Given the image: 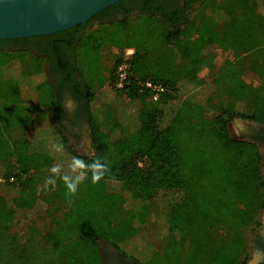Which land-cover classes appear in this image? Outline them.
I'll use <instances>...</instances> for the list:
<instances>
[{"label": "trees", "instance_id": "trees-1", "mask_svg": "<svg viewBox=\"0 0 264 264\" xmlns=\"http://www.w3.org/2000/svg\"><path fill=\"white\" fill-rule=\"evenodd\" d=\"M183 6L180 28L150 10L100 22L94 50L120 27L122 51L109 62L81 48L73 72L55 85L46 56L6 48L19 38L0 39V264H103L100 238L139 264L247 260L249 233L264 210V161L229 125L236 118L264 124V0L253 13L257 31L250 0ZM161 21L170 27L164 35ZM67 84L87 101L91 155L76 152L60 126L59 90ZM57 142L62 153L52 149ZM72 156L100 158L110 171L96 185L89 174L69 203L61 181L44 184L48 169L62 163L66 172ZM83 203L100 208L91 215Z\"/></svg>", "mask_w": 264, "mask_h": 264}, {"label": "flooded vegetation", "instance_id": "flooded-vegetation-1", "mask_svg": "<svg viewBox=\"0 0 264 264\" xmlns=\"http://www.w3.org/2000/svg\"><path fill=\"white\" fill-rule=\"evenodd\" d=\"M184 0H120L113 6H109L100 12L96 13L98 16L90 22L85 24H78L71 28L57 31L55 33L37 35L31 37L19 38L18 40H13L7 43V49H16L18 47L29 49L34 53L46 56L48 58L46 63V71L51 79V82L55 85L61 78L65 71L73 72L74 62L76 59V54L81 51L80 38L83 31L91 23L100 22H110L115 20H121L128 17L129 14L139 13V12H156L158 14L164 13L168 14L174 20V23L178 26L182 25V17L184 15ZM158 10V11H156ZM72 78L75 79L77 83H80L84 87V83L80 81V78L76 72L72 74ZM72 85L62 86L59 90V107L61 112V118L65 115L74 114L73 124L79 128L80 122L83 120L87 124V101L79 95L73 93ZM71 98L74 101L73 109L70 111L64 107L65 98ZM257 124V125H256ZM251 124L248 127V132L244 133L247 136L246 140L255 143L263 157L264 161V124L256 123ZM88 139L90 140L89 131ZM88 155V154H85ZM256 244L262 250V259L258 264H264V236L257 235ZM113 250L119 254L117 250ZM121 261L119 264H139L134 260L126 258L123 254L118 255ZM116 262V264L118 263Z\"/></svg>", "mask_w": 264, "mask_h": 264}, {"label": "rangeland", "instance_id": "rangeland-1", "mask_svg": "<svg viewBox=\"0 0 264 264\" xmlns=\"http://www.w3.org/2000/svg\"><path fill=\"white\" fill-rule=\"evenodd\" d=\"M250 4H251V8H250V13L248 15V18H249V21L251 24L252 31H257L258 26H257V23L255 22V20L253 19V13L255 10L256 0H250ZM128 17H125V18H128ZM125 18H123V19H125ZM129 18H131V17H129ZM98 25H99V23H91L83 31L81 38H80V44H81V48L83 50L82 52L84 53V56L87 54L88 55H94L97 57H102V55H104V56L109 55V62H113L114 59L117 57V54L122 51V46L120 45V44H122V40H121V38H118L116 36V34L117 35H125V34H127V31L123 30L122 28L119 30L120 27H116V28H118L117 29L118 32L116 34L112 31L108 32V34L110 36H113V37L107 38L108 35L105 36V44L99 53V52L94 50L93 45H92L93 31L98 27ZM180 27H182V25L179 26V28ZM169 28L170 27L167 23L161 21V25H160L159 29H160L162 35H164ZM113 34H115V35H113ZM106 38H107V40H106ZM127 51L129 53V52H131V49H128ZM199 76L202 80H204L209 76V72H207V70H203L202 72H200ZM260 76H263V75H260ZM248 80L249 81H256V80H258V76L257 75H248ZM105 88H107L106 85H104V89ZM183 96H184V98L186 97L185 91H183ZM68 99L72 100L71 98L66 97L64 100V104H65V101ZM72 109H73V107L70 109V111ZM74 118H75L74 114L65 115L63 118H60V126L64 130L66 135L68 136L70 146L76 152H78L80 154L91 155L94 153V151H93L92 146H91V139L90 140L88 139L89 138L88 137V131L89 130L87 129V124L83 120L82 122H80V125L78 128L76 125L73 124V122L75 121ZM251 124L255 125L256 123L253 121L244 120V119H240V118L234 119L229 125L230 135L234 138H237V139L246 140L249 137L244 136V133L248 132V127ZM183 133L184 132H182V134ZM120 144L121 143H117L113 146V152H116V150L119 149ZM123 151H124V149H123ZM6 152H7V149L4 147L3 150H1V153L3 155H5L4 153H6ZM90 197L91 196L87 197L86 199H88V198L90 199ZM89 199L87 201H89ZM84 203L81 204L82 209L84 211H86L87 213L89 211H91V213H89L91 215H95L96 212L98 211V209L100 208V207H96L95 205L92 206V204L90 205L91 206L90 207L88 205H84ZM259 220L261 223L259 228L257 230L251 231L249 233V236H248V247H247L248 258L244 262L242 260V258H240V255H238V257L236 259L237 264H258L260 262V260L262 259V255H263L262 250L256 244L255 239H256L257 235L264 236V210L261 212ZM96 244H97V248H98V251L100 254V259H101L103 264H116V262L121 261L120 257L118 256V255H120V252L118 251L119 254L116 253L113 250V247L111 246V244L109 242H107L105 239H101V238L96 239ZM71 245H74L73 241L68 244V246H71ZM92 264H98V263L94 259ZM117 264H119V262Z\"/></svg>", "mask_w": 264, "mask_h": 264}, {"label": "water", "instance_id": "water-1", "mask_svg": "<svg viewBox=\"0 0 264 264\" xmlns=\"http://www.w3.org/2000/svg\"><path fill=\"white\" fill-rule=\"evenodd\" d=\"M119 1L0 0V39L50 34L85 24L93 15Z\"/></svg>", "mask_w": 264, "mask_h": 264}, {"label": "clouds", "instance_id": "clouds-1", "mask_svg": "<svg viewBox=\"0 0 264 264\" xmlns=\"http://www.w3.org/2000/svg\"><path fill=\"white\" fill-rule=\"evenodd\" d=\"M74 106V102L70 99L65 101L64 107L71 109ZM52 149L56 153H62L64 151V145L62 143H54ZM50 175L46 178L44 188L48 189V186L55 188L57 180L61 181L66 188V199L69 203L72 202V197L78 191L79 186L89 179L92 185L98 184L110 171V166L106 162H103L100 158H94L90 161L79 156H72L67 164V171H64V165L57 163L48 169Z\"/></svg>", "mask_w": 264, "mask_h": 264}, {"label": "built area", "instance_id": "built-area-1", "mask_svg": "<svg viewBox=\"0 0 264 264\" xmlns=\"http://www.w3.org/2000/svg\"><path fill=\"white\" fill-rule=\"evenodd\" d=\"M119 72H120V82H119V85H121L122 81L124 80L125 76H126V71H125V66L122 65L119 67ZM146 84L148 86H150L151 88H153L154 90L156 91H160L162 90L163 88L160 86V85H153L151 82H146ZM156 97V95H155ZM5 181H8L5 179Z\"/></svg>", "mask_w": 264, "mask_h": 264}]
</instances>
